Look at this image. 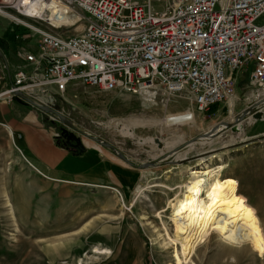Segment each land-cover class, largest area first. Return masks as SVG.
Segmentation results:
<instances>
[{
    "label": "rangeland",
    "instance_id": "374dc122",
    "mask_svg": "<svg viewBox=\"0 0 264 264\" xmlns=\"http://www.w3.org/2000/svg\"><path fill=\"white\" fill-rule=\"evenodd\" d=\"M138 1L161 12L181 0ZM64 4L67 8L70 6ZM8 12L16 15L14 7ZM69 13L76 17L72 26L41 25L64 36L75 35L85 26V15L75 5L70 6ZM263 20L264 15L258 22ZM19 31L21 27L0 14V34L11 38ZM36 39L28 41L32 51L37 48ZM248 75L245 70L237 72L235 94L229 101L215 106L212 112L194 108L187 93L182 96L159 94L155 99H148L119 91H99L78 83L73 84L64 97H56L47 112L33 106L54 128L55 142L61 128L80 139L84 152L73 156L98 147L99 153L111 156L129 169L131 178L126 191L111 188L120 198L119 208L124 212L117 223L122 229L114 234L97 231L100 225L104 228L105 224H116L102 217V221L95 224L91 221L85 224L86 231L24 233L20 218L13 214L2 190L0 264H52L47 255L55 251L50 248L54 240L57 241L55 246L64 244L65 240L71 242L75 258L72 264H108L113 261L112 254L93 257V253L105 251L98 247L112 236L114 240L119 237L120 246L114 249L120 253L115 264H185L179 255V245L173 247L167 236V232L174 236L170 202L195 180L190 175L192 169L218 165L221 166L217 172L219 177L229 178L234 183L230 191L232 200L258 217L263 245H233L211 235L196 248L190 264H264V104L256 103ZM209 131L210 134H205ZM12 178L15 181L16 174ZM17 186L19 184L15 183ZM204 190L196 195L197 204L202 202ZM16 194V188L13 192L9 189V197ZM42 235L44 238H38ZM132 242L134 246L129 247Z\"/></svg>",
    "mask_w": 264,
    "mask_h": 264
},
{
    "label": "built area",
    "instance_id": "2783aa9c",
    "mask_svg": "<svg viewBox=\"0 0 264 264\" xmlns=\"http://www.w3.org/2000/svg\"><path fill=\"white\" fill-rule=\"evenodd\" d=\"M16 1H0V14L22 28L17 40L23 46L15 55L28 66L9 76L0 100H29L47 112L78 83L148 99L187 93L204 112L229 101L235 75L245 70L256 103L264 104V20L258 22L264 0H181L161 12L138 0H56L85 15V26L72 36L44 29L42 23L54 26L48 15L32 14ZM32 1L43 7L46 0ZM12 7L16 15L8 12ZM6 69L1 57L0 71Z\"/></svg>",
    "mask_w": 264,
    "mask_h": 264
},
{
    "label": "crops",
    "instance_id": "0c3cea01",
    "mask_svg": "<svg viewBox=\"0 0 264 264\" xmlns=\"http://www.w3.org/2000/svg\"><path fill=\"white\" fill-rule=\"evenodd\" d=\"M22 46L17 32L11 38L0 34V58L9 62V69L0 71V90L10 83L9 76L18 66H28L15 55L16 49ZM55 133L43 114L28 102L0 100V193L4 190V200L10 202L13 214L20 218L21 232L67 234L86 231L85 224L90 221L95 224L106 217L116 224H105L104 228L100 225L102 230L97 231L118 233L122 227L117 223L124 212L119 208L120 198L111 188L126 191L131 178L129 169L111 156L99 153L98 147V151L91 148L75 157L56 144ZM13 174H16L15 181ZM15 183L19 186L15 187ZM13 188L17 189V194L9 197V189L13 192ZM114 237L98 247L105 249L100 255H113L112 263L108 264H115L120 256L114 251L120 247L119 237L116 240ZM62 242L64 244L55 246L57 241H52L50 248L55 251L47 255L49 263L72 264L75 261L71 242ZM121 244L124 249L125 241ZM133 246L132 242L129 247Z\"/></svg>",
    "mask_w": 264,
    "mask_h": 264
},
{
    "label": "bare ground",
    "instance_id": "6f19581e",
    "mask_svg": "<svg viewBox=\"0 0 264 264\" xmlns=\"http://www.w3.org/2000/svg\"><path fill=\"white\" fill-rule=\"evenodd\" d=\"M16 2L21 8L35 15L44 11L54 25L72 26L76 22V17L70 15L66 5L56 4V0H46L43 7L32 0ZM220 168L218 165L212 168L192 169L190 175L195 180L186 185L187 190L184 193L170 202L174 236H170L168 232L167 236L173 247L179 245V255L185 260V264H190L196 248L211 235H217L225 243L233 245L252 244L256 247L263 245L258 217L232 200L230 191L234 183L229 178L219 177L217 172ZM202 188H205L204 198L197 204L196 195Z\"/></svg>",
    "mask_w": 264,
    "mask_h": 264
},
{
    "label": "trees",
    "instance_id": "16d2710c",
    "mask_svg": "<svg viewBox=\"0 0 264 264\" xmlns=\"http://www.w3.org/2000/svg\"><path fill=\"white\" fill-rule=\"evenodd\" d=\"M249 74V72H247ZM215 106H212L210 108V111L212 112ZM61 133L56 138V144L58 146H62L66 148L72 155H80L84 152V148L81 143H78L76 141V137L74 134L67 132L64 129H60Z\"/></svg>",
    "mask_w": 264,
    "mask_h": 264
},
{
    "label": "water",
    "instance_id": "95a60500",
    "mask_svg": "<svg viewBox=\"0 0 264 264\" xmlns=\"http://www.w3.org/2000/svg\"><path fill=\"white\" fill-rule=\"evenodd\" d=\"M22 98H24V96H21ZM20 100V99H19ZM29 103H30V101L29 100H27ZM47 110H49V109H47ZM250 109L248 108V110L247 111H249ZM64 122L66 123V124H69V122L66 120V119H64ZM70 125V124H69ZM205 134H210V132H207V133H205ZM76 141L78 142V143H81L80 142V139L79 138H76Z\"/></svg>",
    "mask_w": 264,
    "mask_h": 264
}]
</instances>
